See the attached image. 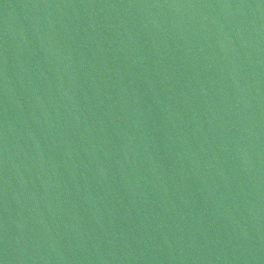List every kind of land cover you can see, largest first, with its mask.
<instances>
[{"label":"water","instance_id":"95a60500","mask_svg":"<svg viewBox=\"0 0 264 264\" xmlns=\"http://www.w3.org/2000/svg\"><path fill=\"white\" fill-rule=\"evenodd\" d=\"M0 264H264V0H0Z\"/></svg>","mask_w":264,"mask_h":264}]
</instances>
